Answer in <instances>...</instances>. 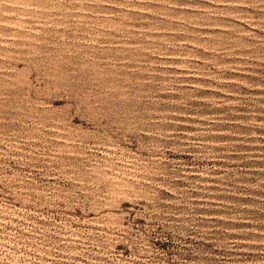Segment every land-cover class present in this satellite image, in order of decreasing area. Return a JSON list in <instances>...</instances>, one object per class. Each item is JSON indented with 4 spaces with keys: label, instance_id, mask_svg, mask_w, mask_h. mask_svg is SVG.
Listing matches in <instances>:
<instances>
[{
    "label": "rangeland",
    "instance_id": "rangeland-1",
    "mask_svg": "<svg viewBox=\"0 0 264 264\" xmlns=\"http://www.w3.org/2000/svg\"><path fill=\"white\" fill-rule=\"evenodd\" d=\"M0 264H264V0H0Z\"/></svg>",
    "mask_w": 264,
    "mask_h": 264
}]
</instances>
